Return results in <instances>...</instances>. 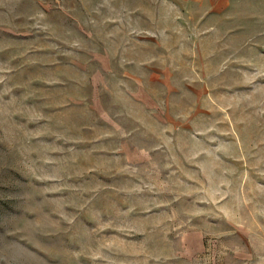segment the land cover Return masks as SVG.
Segmentation results:
<instances>
[{"label":"rangeland","instance_id":"374dc122","mask_svg":"<svg viewBox=\"0 0 264 264\" xmlns=\"http://www.w3.org/2000/svg\"><path fill=\"white\" fill-rule=\"evenodd\" d=\"M0 264H264V0H0Z\"/></svg>","mask_w":264,"mask_h":264}]
</instances>
